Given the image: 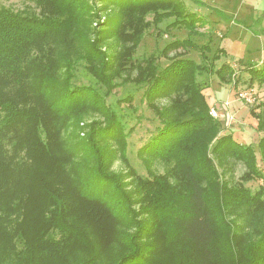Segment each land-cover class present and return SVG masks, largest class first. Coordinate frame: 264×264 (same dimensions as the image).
<instances>
[{
	"label": "trees",
	"instance_id": "1",
	"mask_svg": "<svg viewBox=\"0 0 264 264\" xmlns=\"http://www.w3.org/2000/svg\"><path fill=\"white\" fill-rule=\"evenodd\" d=\"M24 1L22 10L0 3V264H73L77 259L94 264L113 242L127 251L112 264H172V258L158 256L166 253V243L173 254L190 247L192 264H220L218 249L225 245L232 252L231 233L237 231L234 243H240L238 226L264 221V100L259 111L252 109L263 135L256 145L245 144L212 115L213 104L199 82L204 72L231 81L232 65L217 63L223 49L210 59L211 45L189 37L168 42L163 55L193 48L204 63L184 54L171 57L165 67L154 56L138 60L124 54L110 62L96 39L88 38L87 14L93 6L86 0ZM103 1L121 15L106 22H114L112 28H129L138 37L144 32L137 24L151 10L161 15L154 24L169 17L174 26L191 31L204 18L185 0ZM71 48L84 66L93 62L90 73L101 88L74 84L79 63L71 58ZM237 61L238 70L250 76V85L264 86V60ZM120 78L138 87L147 83L143 102L154 115L138 149L147 176L136 169L140 185L147 190L153 186L156 195L144 206L146 219L131 216L135 211L123 190V177L109 170L117 157L128 162L131 136L144 121L138 117L133 124L118 112L120 103L132 97L107 102ZM87 112L98 117L87 121ZM80 130L89 135L75 148L68 142ZM30 149L35 152L28 156ZM89 156L93 167L86 166ZM239 165L244 170L237 177ZM259 179L263 184L258 187L246 184ZM141 186L138 194L144 196ZM87 217L103 221L102 235H87L78 221ZM160 220L167 229L162 238L141 243L155 229L162 230ZM236 261L264 264V230L239 251Z\"/></svg>",
	"mask_w": 264,
	"mask_h": 264
},
{
	"label": "rangeland",
	"instance_id": "2",
	"mask_svg": "<svg viewBox=\"0 0 264 264\" xmlns=\"http://www.w3.org/2000/svg\"><path fill=\"white\" fill-rule=\"evenodd\" d=\"M185 2L188 8L200 12V15L205 18L201 21H197L194 29L195 31H191L185 27H178V25L174 26L172 24L174 20L169 19V17L160 19L159 24H154L155 19H159L161 15L159 14L157 17L155 15L156 13L151 10L143 15V20L137 24L143 27L144 32L142 37H138L134 36L133 34L135 31L129 28L125 29L124 26L112 28L110 24L114 22H106L108 18H112L113 21H118V19H120V10L117 7L103 0H86V3L93 6L92 10L89 11L90 14H87V19L90 24V28L86 27L89 29L88 38L96 39L97 44L100 45L110 62L124 54L131 59L138 60H141L143 57L154 56L156 58V63H160L162 67H165L172 61L170 59L171 57L180 54H184L188 57L190 56L198 62L204 63L199 51L193 48H177L170 51L169 56L163 55L164 46L172 40H183L184 38L190 37L196 44H209L211 46L207 55L210 59L217 49H223L225 53L222 54L221 60L217 63L220 65L221 62L226 60L232 65L235 72L231 76V81H227L228 79L223 81L217 74L204 72L199 76V82L207 98L213 104V108L217 111L218 116L216 117L223 122L226 130L234 131L238 139L243 143L256 145L263 133L257 130V119L253 115L252 109L259 111L257 106L264 100V86H260L257 82L250 85V76L242 72L240 68L238 70L240 63L237 59H241L242 64L248 61L255 63V61L261 62L264 60V0H185ZM0 3L10 6L15 10H22L25 8L24 0H0ZM132 23V25H135L134 21H132ZM137 25L135 26L137 27ZM69 51L71 58L76 57L77 63H79L75 69L74 84L89 85L95 89L101 88L96 78L90 73L89 65L93 62H88V64L85 65L86 68L81 62L82 57L75 51V48L74 50L71 48ZM89 60H93V58L90 57ZM119 82L120 84L115 86L116 88L107 98V102L116 103L118 99L132 97L131 101L120 103V111L118 112L124 115L127 121L132 119L131 121L133 124L139 121L138 117H144V121L143 124L139 126L136 124L134 134L131 136V144L128 150V162H124L117 157L109 165V170L123 177V183L125 185L123 190L126 191L131 199V210L135 211V214L130 213L131 216L134 219H137V216L140 219L143 217L146 219L147 216L143 214V211H145L144 206L147 205V207H149L152 204L151 200L156 195L153 193V186L147 190L140 185V178L138 174H136V169L142 176H147L145 167L146 162L143 161L142 157H139L138 149L142 145V138L146 136L144 127L149 126L150 122L148 120L152 117L153 113L146 106L145 102H143V95L147 83H140L141 87H138L131 80H121L120 78ZM251 87L254 88L252 90L253 92H251L254 97L249 98L250 100L247 101L240 98L241 93L249 91ZM161 102L162 105L168 104L165 100ZM97 117L98 115L95 113H88V115L85 116L87 121H91ZM86 131L87 130H80L76 135H71L70 142H68L69 145L71 144L73 147L79 148L83 144L82 139L89 135ZM71 150L74 151L73 149ZM33 152L35 151L30 149L27 151L26 155L29 156ZM81 154H83V152H81ZM81 154L80 156H82ZM90 158L92 157L89 156L88 160H86L87 167H93L95 164ZM75 161L79 162L80 160L75 159ZM130 166L134 167L133 171L135 170V174L131 171ZM243 170L244 167L239 165L236 168V176L239 177ZM159 173H164L163 168H159ZM246 184L254 188L263 184V182L259 179L251 182L248 181ZM140 186L144 192V196L138 194ZM238 216L239 215H236L235 218L237 222L239 221ZM32 218L33 216L30 217V221H32ZM96 218L98 220L92 217L85 218L83 220L84 222L78 220L83 230L86 231L90 238L102 235L101 227L105 224L103 221L99 220V217ZM162 221L163 220L159 221L163 224L161 231L158 232L155 229L154 231L156 234L154 236L142 238L140 242L143 243L145 241H154V239L159 240L162 238L161 235L166 229ZM121 229L129 233L135 232V228L133 227L127 228L122 226ZM237 229L241 231L240 243H234L235 238H237L235 236L237 231L233 234L231 233L230 244L232 252L228 250L225 245V249H218L217 253L220 264H237L236 259L239 251L248 247L250 241L260 237L261 232L264 230V221L254 227L242 228L238 226ZM163 247L166 248V253L159 252L158 256L160 255L161 258H172L170 261L172 264H192L193 252L190 247L187 248L182 246L177 254L171 253L170 250L168 251L169 245L167 243ZM126 251L127 248L125 246L114 242L110 243L104 247V254L96 257L94 264H112L117 260L119 254ZM74 255L82 256L87 254L76 252ZM64 262L65 261L62 260V264ZM72 263L82 264V261L77 259L72 261Z\"/></svg>",
	"mask_w": 264,
	"mask_h": 264
},
{
	"label": "built area",
	"instance_id": "3",
	"mask_svg": "<svg viewBox=\"0 0 264 264\" xmlns=\"http://www.w3.org/2000/svg\"><path fill=\"white\" fill-rule=\"evenodd\" d=\"M251 92H253V91L249 90V91H246L245 93H241L240 98L245 99L246 101L250 100L249 98H253L254 97L253 93H251ZM211 113L215 117L218 116L217 111L214 108L211 109Z\"/></svg>",
	"mask_w": 264,
	"mask_h": 264
}]
</instances>
